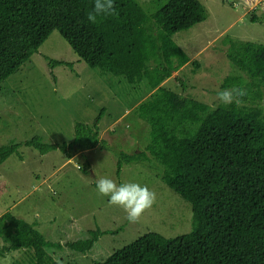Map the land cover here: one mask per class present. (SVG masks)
<instances>
[{"label":"trees","instance_id":"16d2710c","mask_svg":"<svg viewBox=\"0 0 264 264\" xmlns=\"http://www.w3.org/2000/svg\"><path fill=\"white\" fill-rule=\"evenodd\" d=\"M114 3L118 15L91 24L87 12L93 0H0V84L38 52L54 30L89 66L131 84L146 83L147 98L135 113L150 124V140L139 153L121 151L118 172L124 163L149 159L150 154L164 166L161 178L166 185L192 205L191 231L175 237L148 231L94 264H264V110L245 104L213 107L162 85L190 61L174 35L206 20L205 5L201 0H169L151 14L138 0ZM229 41L228 58L261 81L256 83L260 87L264 44ZM48 60L54 66L65 64ZM242 83L231 75L222 86ZM253 87L248 86V94ZM261 97L256 90L252 99ZM99 122L77 123L69 144L45 143L38 135L24 144L41 154L60 149L72 157L73 152L108 145ZM21 145L0 146V164ZM106 233L90 230L89 237L66 245L86 254ZM49 247L62 249L63 244L48 240L35 224L10 211L0 216V256L30 250L31 264H60Z\"/></svg>","mask_w":264,"mask_h":264},{"label":"rangeland","instance_id":"374dc122","mask_svg":"<svg viewBox=\"0 0 264 264\" xmlns=\"http://www.w3.org/2000/svg\"><path fill=\"white\" fill-rule=\"evenodd\" d=\"M138 1L152 14L169 0ZM201 1L206 20L174 35L190 61L162 85L217 107L223 105L217 89H223L227 76L235 75L243 82L239 86H254L244 104L264 110V83L257 87L261 81L234 66L227 55L229 39L264 44V0ZM48 58L65 64L54 66ZM256 90L262 97L254 101ZM147 91L146 83L131 84L89 66L59 30L0 84V146L22 143L0 164V216L10 211L35 224L48 240L63 244L62 249L48 248L60 264H94L148 231L166 237L191 231L192 205L166 185L161 178L164 166L157 159L148 154L149 159L124 163L118 172L119 153H139L150 140V124L135 113ZM99 118L101 138L108 144L104 147L68 157L60 149L41 154L24 144L36 135L45 143L69 144L77 123L93 124ZM104 176L117 184L138 182L156 193L139 222L130 223L120 207L98 193L95 181ZM97 228L107 233L88 253L66 245ZM32 256L30 250H17L0 256V264H31Z\"/></svg>","mask_w":264,"mask_h":264},{"label":"clouds","instance_id":"9594fccd","mask_svg":"<svg viewBox=\"0 0 264 264\" xmlns=\"http://www.w3.org/2000/svg\"><path fill=\"white\" fill-rule=\"evenodd\" d=\"M118 15L114 0H93L90 11L87 12V20L91 24H97L102 18ZM248 90L243 86L217 89L216 97L223 105L235 104L237 108L244 104V97ZM99 194L109 197L112 205L120 207L126 213V219L130 223L139 222L142 215L152 207L156 200V193L147 185L138 182H123L117 184L109 177H98L95 181Z\"/></svg>","mask_w":264,"mask_h":264}]
</instances>
